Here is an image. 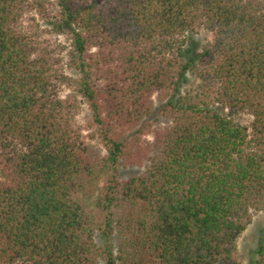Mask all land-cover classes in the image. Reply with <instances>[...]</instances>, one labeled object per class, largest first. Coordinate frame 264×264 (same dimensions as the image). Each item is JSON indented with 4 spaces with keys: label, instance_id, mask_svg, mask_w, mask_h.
I'll return each instance as SVG.
<instances>
[{
    "label": "trees",
    "instance_id": "trees-1",
    "mask_svg": "<svg viewBox=\"0 0 264 264\" xmlns=\"http://www.w3.org/2000/svg\"><path fill=\"white\" fill-rule=\"evenodd\" d=\"M32 13L66 34L71 74ZM198 60L227 113L182 93ZM260 210L264 0H0V264H241Z\"/></svg>",
    "mask_w": 264,
    "mask_h": 264
},
{
    "label": "rangeland",
    "instance_id": "rangeland-1",
    "mask_svg": "<svg viewBox=\"0 0 264 264\" xmlns=\"http://www.w3.org/2000/svg\"><path fill=\"white\" fill-rule=\"evenodd\" d=\"M31 15L34 17V20H28L24 23V25H26V27L28 26L31 31H35L36 23L40 25V31L43 28L48 29L47 31H42V37L49 39L53 44H55V48L59 50L56 52L60 55L63 60L62 65L65 72L71 74V70L68 68V66H66V61L68 59L67 52L71 48L70 41L69 39H67L66 34L55 35L54 33L50 32L51 26L46 24V19L36 13H32ZM192 32V36L195 41V52L201 53L204 46L211 42L212 33L204 29L203 26H200L199 24H196L194 31ZM196 66L197 70L195 72L188 73V80L181 87L182 93L189 94L192 96L197 95L198 97L206 100L209 103L210 107L214 106L218 108L221 113H227V109H223L217 102H215V100L213 99L214 94L211 92V86H209L210 83L208 84L204 80V72H202L204 70V63L198 60ZM70 93H72L71 90L67 89L66 87H63L60 94L61 96H66ZM77 99L79 102V108L76 112L74 121L78 126L82 128V134L84 135L85 140L91 144L99 146L98 140L90 139L88 137V134L92 131L87 127V121L91 118V111L89 110L85 101L82 100V98L78 96ZM231 117L244 125H249L252 120V116L247 112L233 114ZM162 124H165V122H162ZM141 169L142 168L139 167H128L122 169V178H125L130 174L138 173L141 171ZM92 209L96 220L98 222H103L105 219V213L94 206H92ZM107 238L111 246L113 248H116L119 241V236L115 232H112ZM95 241L98 247L102 248L104 246L106 239L102 236L101 231L96 232ZM261 241H264V210L254 212L251 223L247 226V228L240 234L237 239L236 245L241 264H252V261L254 260V251L256 250L258 244Z\"/></svg>",
    "mask_w": 264,
    "mask_h": 264
}]
</instances>
